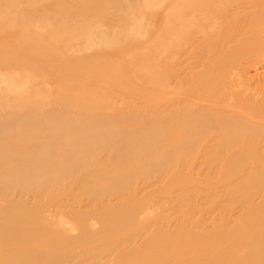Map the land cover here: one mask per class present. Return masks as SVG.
Segmentation results:
<instances>
[{
  "label": "rangeland",
  "instance_id": "obj_1",
  "mask_svg": "<svg viewBox=\"0 0 264 264\" xmlns=\"http://www.w3.org/2000/svg\"><path fill=\"white\" fill-rule=\"evenodd\" d=\"M178 1L0 0V119L58 113L88 120L87 129L49 137L45 132L58 131L61 117L37 132L17 120L0 137V174L35 166L37 181L59 176L68 156L81 165L102 163L89 170L78 165L45 191L19 182L6 195L0 184L3 264H264L263 127L246 131L260 130V137L241 142L244 151L235 156L184 155L177 148L184 137L178 126L196 98L190 84L213 69H193L187 56L182 64L175 54ZM255 71L248 85L257 86ZM167 116L173 126L164 134ZM92 123L111 131L90 150ZM48 138L59 142L51 158L20 165V156ZM222 143L205 139L196 147Z\"/></svg>",
  "mask_w": 264,
  "mask_h": 264
},
{
  "label": "bare ground",
  "instance_id": "obj_2",
  "mask_svg": "<svg viewBox=\"0 0 264 264\" xmlns=\"http://www.w3.org/2000/svg\"><path fill=\"white\" fill-rule=\"evenodd\" d=\"M125 8H128V6ZM176 11V21L174 23L176 24L177 22L178 24L180 36L178 35V47L174 49L175 54L178 58L183 57L182 64H185L184 60L188 57V64L193 69H198L201 66L208 67L210 65L213 68L212 70H209L211 73L206 76H199V79L190 84V90L196 94V98H193L188 102L189 105L187 108L192 109L193 111L184 118L185 122L178 126V132L184 137L179 139L177 148L184 155L201 152L209 154L211 151L218 155H239L244 151L242 148H237L241 142L257 140L260 137L258 136L260 130H254L256 132L252 133L246 131L252 128L263 127L264 129V0H179L176 4ZM252 69L257 72L255 76L251 77L255 80L257 86H254L252 83L250 85L247 84L248 74ZM189 79L191 81L190 77ZM202 79L208 81L217 80V82H210V84L208 83L206 86V80L204 85L199 81ZM202 86L203 89L201 88ZM203 91L211 92L212 96L202 100L199 98V93ZM179 106L180 105H178V107ZM57 114L49 113L46 115L44 114L45 116L33 115L27 118H20L21 116L19 117V115L15 114L0 119V137L5 133L12 132L10 127L12 128L17 120H21V123H23L22 126L35 131L47 125L51 119L56 120L61 117V115L59 116ZM61 118L64 123L60 126L59 130L56 131L57 128L48 133L45 132L46 136L49 137L52 134L57 135L56 132H59V135L65 136L68 133H73V129L80 128V126L87 129L85 124L88 120L85 122L84 120H75L74 118ZM103 119V121H105V117ZM96 120L98 122V117ZM174 120L178 121L179 118ZM91 122H93L92 119H89V123ZM95 123L96 122H94V124ZM162 123V130L165 134L170 130V127L173 126V122L170 117L167 116L166 119H163ZM94 124L92 123L94 130L88 129V135H86V137L88 136L92 139L91 143H96V138H102L108 135L111 131L106 125H104V127L102 126V129L100 130H95ZM235 126L238 127L235 128ZM121 129L122 128H120V130ZM18 130L20 133V129ZM117 131L119 132V129ZM185 134H188L191 137H185ZM113 136L115 137V135ZM82 137L80 138L81 140ZM126 137H128V135L120 137V140ZM72 138L74 139V136L69 140H73ZM76 138H78V136H76ZM117 138H119V136H116L112 141L115 139V141H117ZM205 139H211V141L220 139L224 141V143L214 149H211L210 147L197 148L196 144ZM39 142L35 143L37 146L36 149L42 148L45 149L46 152H37L36 149L29 151L18 159L20 165L21 163L28 164L32 157H36L38 159L36 160H40L41 162L44 158L49 159L53 156V152L56 148L59 147V142L54 139L48 138ZM91 143L89 144L91 146L89 148L90 150L98 146L97 143L92 145ZM225 143H228V146L231 147H226ZM73 147L65 145L63 150H67L70 154L75 149V146ZM86 151V155L88 156L89 152L88 150ZM4 155L6 154H3V156ZM63 160L67 163L65 168L60 170L62 175L60 174L59 176L54 177L48 176L46 180H35L34 173L37 171L35 166H30V169L28 171L26 170L25 174H0V184H3L5 186L4 188H6L4 193L6 195H11V192L13 193L12 188L14 189L19 182H23L28 186L38 183V189L44 191L46 189L49 190V187L57 186V184L63 179H67L70 175L77 173L78 170H76V166L78 165L82 166L80 170H89L94 166L102 164L96 162L97 159H95L81 165L82 161H77L76 159L72 160L71 156H68ZM44 164L45 163H42L43 166ZM14 166L15 165H13V167ZM40 169L39 171H43ZM130 176L129 179L123 175L124 182L126 181L125 178H127L128 182L132 181V175ZM98 177L100 178L101 176L99 175ZM111 178V180L114 179L116 182L119 180L116 176H111ZM108 186L112 189L111 184ZM107 191L108 188H100L92 189L91 192H97L98 194L100 193L104 195L108 193ZM118 192L121 194L120 190H118L117 193ZM3 262L4 259L3 261H0V264H3Z\"/></svg>",
  "mask_w": 264,
  "mask_h": 264
}]
</instances>
